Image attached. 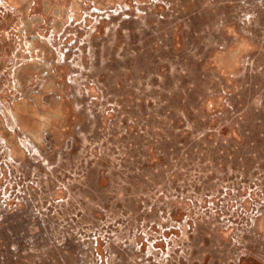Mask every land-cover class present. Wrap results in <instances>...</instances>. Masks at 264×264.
I'll use <instances>...</instances> for the list:
<instances>
[{
	"label": "rangeland",
	"instance_id": "rangeland-1",
	"mask_svg": "<svg viewBox=\"0 0 264 264\" xmlns=\"http://www.w3.org/2000/svg\"><path fill=\"white\" fill-rule=\"evenodd\" d=\"M4 8L10 65L42 19L72 123L0 138V264H264V0Z\"/></svg>",
	"mask_w": 264,
	"mask_h": 264
},
{
	"label": "flooded vegetation",
	"instance_id": "flooded-vegetation-1",
	"mask_svg": "<svg viewBox=\"0 0 264 264\" xmlns=\"http://www.w3.org/2000/svg\"><path fill=\"white\" fill-rule=\"evenodd\" d=\"M34 2L35 0H1L2 6L7 9L8 6L20 9L19 5L27 9ZM62 19L52 18L53 25H58ZM13 22L15 29L10 31V35L3 36V42L18 44L13 56L19 59L21 55L25 57L10 65L8 61L11 57L6 60L9 53H0V86L4 87L1 91L8 96L7 104L14 120V126H11L4 114V105L0 103V138L4 147L15 154L17 145L26 149L19 141L20 137L29 144L33 140L43 139L42 135L48 132L55 134L59 128H68V123L72 121L69 107L62 103L67 93L61 91L63 84L59 81L57 67L52 64L51 50L43 45L45 37L40 36L34 27L42 19L30 16L20 18L18 25V20ZM37 51H41V56L34 55Z\"/></svg>",
	"mask_w": 264,
	"mask_h": 264
},
{
	"label": "built area",
	"instance_id": "built-area-1",
	"mask_svg": "<svg viewBox=\"0 0 264 264\" xmlns=\"http://www.w3.org/2000/svg\"><path fill=\"white\" fill-rule=\"evenodd\" d=\"M3 7H5L4 9L7 10L6 6H3ZM3 7H2V4H1V0H0V25H1V23H2V19H3V18H2V17H3V16H2V15H3V9H2Z\"/></svg>",
	"mask_w": 264,
	"mask_h": 264
},
{
	"label": "trees",
	"instance_id": "trees-1",
	"mask_svg": "<svg viewBox=\"0 0 264 264\" xmlns=\"http://www.w3.org/2000/svg\"><path fill=\"white\" fill-rule=\"evenodd\" d=\"M19 8H20V9H22L24 12H26V11H27V9H28V8L26 9V7H25V6H23V5H19Z\"/></svg>",
	"mask_w": 264,
	"mask_h": 264
}]
</instances>
